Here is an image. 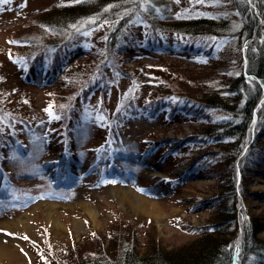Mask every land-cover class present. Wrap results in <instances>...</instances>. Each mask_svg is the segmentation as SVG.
Here are the masks:
<instances>
[{
    "label": "rangeland",
    "instance_id": "obj_1",
    "mask_svg": "<svg viewBox=\"0 0 264 264\" xmlns=\"http://www.w3.org/2000/svg\"><path fill=\"white\" fill-rule=\"evenodd\" d=\"M77 1L0 0V115L14 122L2 131L0 146L7 178V192L0 193V264H80L89 257L110 258L114 252L115 259L127 242L139 254L150 257L155 247L156 255L179 264L197 255V230L209 232L221 212L218 203L228 206L223 195L235 186V169L249 158L252 135H246L236 154L221 155L209 143L185 138L198 125L215 121L218 112L207 109L210 117L199 120L160 105L222 83V68L235 72L242 57L230 36L228 43L224 35L211 40L170 23L224 18L234 24L231 4L237 1L259 18L264 38V0H134L133 12L114 5L119 14L115 10L103 12L98 20L91 17L88 25L75 26L57 44L65 64L55 82L48 85L40 70L24 81L21 68L6 53L22 48L8 39L34 36L41 31V12ZM210 45L216 55L207 59ZM89 52L96 54L93 66L74 81L63 79V73L87 66ZM67 82L83 93L77 92L64 110L62 123L44 104L59 103L56 92ZM249 128L257 130V119ZM58 130L66 138L57 141ZM16 142L25 144L24 153ZM258 145L262 153L264 140ZM190 156L196 159L188 162ZM242 174L235 187L243 197L236 196L233 225L228 227L236 229L235 236L255 219L264 229V159L243 167ZM115 187L141 196L144 210L120 203ZM45 202L56 204L52 213ZM257 238L264 240V231Z\"/></svg>",
    "mask_w": 264,
    "mask_h": 264
},
{
    "label": "trees",
    "instance_id": "obj_2",
    "mask_svg": "<svg viewBox=\"0 0 264 264\" xmlns=\"http://www.w3.org/2000/svg\"><path fill=\"white\" fill-rule=\"evenodd\" d=\"M109 1L110 0H78L71 5L51 7L38 15L40 19L38 25H40L41 31L37 34L34 36L29 33L15 34V36L8 39L11 46L22 48L19 51L8 50L6 52L7 57L12 60V64L21 68L22 76L20 77L26 81V76H31L28 75L29 73L40 70V74L49 83L48 85L55 82L59 73L58 70L65 64L64 61H60L63 55L61 56L57 44L61 42L62 39H67L75 26H86L88 22L91 21V17H93V20H98L102 14L111 11L115 12V10L119 8L114 5L120 3L122 12L123 10L133 12L137 3L133 2L134 0ZM231 10L232 12L230 15L235 19L234 24H231L224 18H193L184 21L175 20L173 23H170L173 27H183L186 29L187 33H195L199 36L210 38L211 40L212 37H217L214 38V40H216L220 39L218 38L221 37L220 35H224L228 38L226 41L228 43L230 36L232 40L235 39L237 49L242 53L244 60H242L241 57V63L237 64L235 72H232L234 70L230 71V68L228 69L227 66L222 68L221 71L223 72L221 74L224 78L222 83L214 85L212 88L198 91L195 96L177 94L181 96L182 99H166L161 101L160 105L163 107L166 106L171 113L179 109L195 115L199 120L210 117V115L207 116V109L218 112L220 117H217L215 121H207L198 125L195 132H188V136L185 138H189L188 141L194 144L199 141L203 144L209 143L211 146L218 148V152H221V155H226V153L229 155L234 152V154H236L241 150L246 135H249V133L252 135L250 138L251 141H249L251 150L249 158L244 164H240V166L235 169L233 176L235 186L237 184V186H239V182H241L243 177V167L250 168L256 166L259 164V161L264 159V151L262 153L259 151L262 149V146L258 145V141L264 140V38L260 36L259 18H256L255 14L248 9L246 5H242L236 1V5L231 4ZM116 14H119L118 10ZM116 18H119V16L114 17V22L117 21ZM113 27L118 29L119 23L116 25L114 24ZM114 30L111 32H114ZM66 39L62 40V42H65ZM105 40L109 42L111 39L105 37ZM221 44H224V42ZM111 45L113 46L112 41ZM206 54L207 59H211L213 55H216L211 45ZM95 58L96 54L90 53V61L84 69H80L76 73H63V79L67 78L74 81L76 76H79V78L82 77L81 75L84 74L91 65L93 66ZM62 82L66 83L64 80ZM69 85L70 84L67 82L62 92H56L57 98L60 99L58 100L59 103L65 105L66 108L61 109L57 102L50 103L47 101L44 104L49 108V113L52 111L60 117L58 118L62 123H64L65 118L63 115L64 110L66 109L68 111V106L77 92L83 93L81 89H78V86L75 87L74 85L72 87ZM86 85L87 84L84 85L85 88H87ZM171 93L174 94L173 92ZM177 103L181 106H176ZM154 108H156V106H144V109L148 111H154ZM256 119L257 130H255V128L253 131L252 128L249 130V126L252 127V123H255ZM13 123L14 122L6 117L5 114L0 115V146L4 145V134L2 131H5L4 128H9ZM21 123L24 124L25 127L29 126L28 121L25 119H23ZM64 129H66V127ZM64 138L66 137L63 131L58 130L55 139L59 141ZM177 139L178 141H182L183 138ZM184 142L187 141H183V143ZM16 144L21 145L19 146L20 151L24 153V149H26L25 144L17 142ZM172 149L175 150V147ZM252 155L256 156L257 159H252ZM194 159H196L195 156H190L187 158V161L193 162ZM2 168L3 167L0 166L1 172L3 171ZM233 186V184L232 187L231 185L228 186L230 192L228 190V192H225L226 194L223 195L225 198H229L228 200L230 202L228 206L224 207V203H222V205L218 203V206L221 207V212L215 217L213 222L215 226L221 223L223 225L218 229H214L213 224H211L212 226H210L211 228L209 229L210 233L197 230L198 237L195 242L201 244L199 245L196 255L198 258L194 255H190L184 258L179 264H264V240L261 241L257 238V235L264 231V229L258 225V219L249 222L245 229H239L236 236V229H228L230 225H233L229 223L234 219L232 212L235 210L236 196L239 195L243 197L241 193L242 190ZM128 243L129 242L121 248L115 259L114 252L110 258L101 256L89 257L80 262V264H172L171 261L167 260L165 257L163 258L160 257L161 255H156L155 251L157 252L158 250L155 247L153 249V254L149 257L147 253L139 254L135 249L134 243ZM40 247L43 248L42 246ZM57 263L61 264L60 261Z\"/></svg>",
    "mask_w": 264,
    "mask_h": 264
},
{
    "label": "bare ground",
    "instance_id": "obj_3",
    "mask_svg": "<svg viewBox=\"0 0 264 264\" xmlns=\"http://www.w3.org/2000/svg\"><path fill=\"white\" fill-rule=\"evenodd\" d=\"M112 190H113V195L119 200L120 203L126 202L127 204H129V206H131V208L134 207V208L144 210L145 205H146L145 200L141 196L134 193L131 189L115 187ZM133 198H134V200H133ZM131 200L135 201V202H131ZM44 205L46 207L47 213H52L53 208L56 204L50 203V202H45ZM0 255H1V252H0Z\"/></svg>",
    "mask_w": 264,
    "mask_h": 264
}]
</instances>
